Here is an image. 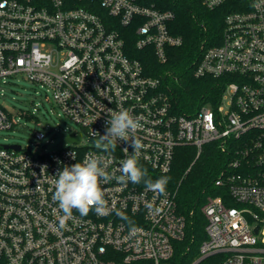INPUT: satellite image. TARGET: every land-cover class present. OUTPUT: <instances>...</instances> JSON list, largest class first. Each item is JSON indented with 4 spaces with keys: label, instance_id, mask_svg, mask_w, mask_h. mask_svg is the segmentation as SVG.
Segmentation results:
<instances>
[{
    "label": "built area",
    "instance_id": "built-area-1",
    "mask_svg": "<svg viewBox=\"0 0 264 264\" xmlns=\"http://www.w3.org/2000/svg\"><path fill=\"white\" fill-rule=\"evenodd\" d=\"M198 1L214 10L231 0ZM235 1L220 41L202 44L194 70L225 78L226 88L215 105L183 113L165 77L149 75L128 46L134 38L137 50L151 48L167 63L184 43L172 30L174 12L136 0H0V132L16 125L1 103L15 79L42 90L78 127L53 150L38 149L43 131L36 149L0 144V264H172L186 236L177 194L121 183L131 140H118L115 151L100 140L109 110L121 108L140 118L136 156L153 181L172 171L180 147L199 157L217 143L229 155L214 182L221 193L201 208L207 239L190 264H264V0ZM89 154L112 177L101 188L113 211H74L60 228L54 177Z\"/></svg>",
    "mask_w": 264,
    "mask_h": 264
},
{
    "label": "trees",
    "instance_id": "trees-1",
    "mask_svg": "<svg viewBox=\"0 0 264 264\" xmlns=\"http://www.w3.org/2000/svg\"><path fill=\"white\" fill-rule=\"evenodd\" d=\"M136 1L174 12L176 19L172 30L184 39V43L179 48L170 49L167 63L162 64L153 49L137 50L135 39L128 38L131 56L141 60L149 75L165 77V82L172 88V101L180 112L218 103L226 88V79L196 77L195 62L205 41L210 45L220 41L225 19L235 10L237 1L231 0L214 10L206 8L198 0ZM228 161L229 155L217 143L204 146L199 157L196 148L180 147L172 171L157 176L156 179L161 176L170 178L166 190L177 194L178 212L186 219V236L177 244L172 264H190L198 256L200 246L207 239V221L201 208L209 197L221 193L214 182Z\"/></svg>",
    "mask_w": 264,
    "mask_h": 264
},
{
    "label": "clouds",
    "instance_id": "clouds-1",
    "mask_svg": "<svg viewBox=\"0 0 264 264\" xmlns=\"http://www.w3.org/2000/svg\"><path fill=\"white\" fill-rule=\"evenodd\" d=\"M111 119L107 121L104 135H99L101 142L111 146L115 151L118 140H131L134 152L122 161L117 179L121 183L128 181L133 184L143 182L145 188L157 194L166 195V186L169 177L161 176L153 181L148 177L147 169L139 165L136 154L141 149L140 140L136 137L137 131L142 127L140 118L133 116L130 110H109ZM127 153L128 150L124 149ZM74 158V157H73ZM54 193L52 199L57 202L63 215L59 219V227L66 228L67 222L73 219V212L81 216H87L93 211L98 216L111 214L113 209L105 199V193L101 183H107L112 179L106 171L104 159L96 155H86L83 162H77L71 166H65L54 177ZM122 219L128 220L130 226L134 223L124 213H118Z\"/></svg>",
    "mask_w": 264,
    "mask_h": 264
},
{
    "label": "rangeland",
    "instance_id": "rangeland-1",
    "mask_svg": "<svg viewBox=\"0 0 264 264\" xmlns=\"http://www.w3.org/2000/svg\"><path fill=\"white\" fill-rule=\"evenodd\" d=\"M4 89L5 96L1 103L14 116L16 125L11 130L0 132V144L36 149L35 132L43 131L46 138L38 149L45 147L53 150L61 143L63 136L78 128L69 118L60 114L52 101L46 100L42 90L38 88L35 90L29 81L11 80ZM31 114L34 116H30ZM45 123H49L55 129L46 127Z\"/></svg>",
    "mask_w": 264,
    "mask_h": 264
}]
</instances>
